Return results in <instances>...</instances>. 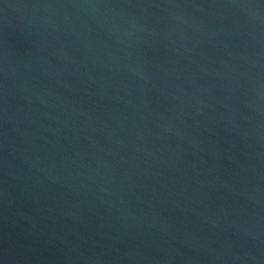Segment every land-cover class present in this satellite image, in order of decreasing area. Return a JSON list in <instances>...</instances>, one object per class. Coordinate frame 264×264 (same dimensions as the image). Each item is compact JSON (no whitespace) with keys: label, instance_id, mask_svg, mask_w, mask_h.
I'll return each instance as SVG.
<instances>
[{"label":"water","instance_id":"water-1","mask_svg":"<svg viewBox=\"0 0 264 264\" xmlns=\"http://www.w3.org/2000/svg\"><path fill=\"white\" fill-rule=\"evenodd\" d=\"M0 264H264V0H0Z\"/></svg>","mask_w":264,"mask_h":264}]
</instances>
